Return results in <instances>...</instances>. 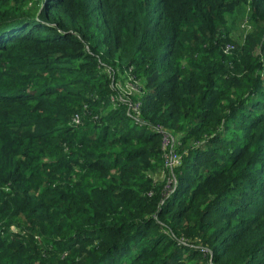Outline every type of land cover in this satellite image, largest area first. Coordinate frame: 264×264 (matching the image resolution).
Listing matches in <instances>:
<instances>
[{"label": "trees", "instance_id": "16d2710c", "mask_svg": "<svg viewBox=\"0 0 264 264\" xmlns=\"http://www.w3.org/2000/svg\"><path fill=\"white\" fill-rule=\"evenodd\" d=\"M0 264H264V0H0Z\"/></svg>", "mask_w": 264, "mask_h": 264}, {"label": "rangeland", "instance_id": "374dc122", "mask_svg": "<svg viewBox=\"0 0 264 264\" xmlns=\"http://www.w3.org/2000/svg\"><path fill=\"white\" fill-rule=\"evenodd\" d=\"M246 24H241L240 21H235L234 24L232 25V39L233 41L236 43V46H232V45H227L223 51L226 55H231L233 51H235L236 49H241L244 48L245 46V42L246 39L248 37V35L252 32L251 29L249 32L246 28ZM254 40V38H253ZM257 46L255 45L252 49V51L255 50ZM140 82L139 79L135 80L133 78H128L127 81H125L124 83L126 84L124 90L126 91V93H130L131 95H129V99H130V107L131 109H134L135 107V103L134 100H132L130 97L133 96V90L132 88L136 86V84H138ZM135 83V84H133ZM126 95L122 94L121 97L126 100L128 99V97L124 98ZM134 118L137 117V114L133 115ZM78 123V118L74 117L71 121L70 124H68L69 127L74 126ZM180 136V135H179ZM178 137V136H177ZM202 141H190L189 143H187L186 147L187 148H191L194 146H197L201 143ZM180 145L178 144V141H176V138H172L171 137H164L163 140V144H162V151H163V168L162 170H157L154 174H151V177H153V179H155L158 182H162V181H167V183H169V179L172 176H175L174 171L180 167L181 162H182V158L184 153H179V147Z\"/></svg>", "mask_w": 264, "mask_h": 264}, {"label": "built area", "instance_id": "2783aa9c", "mask_svg": "<svg viewBox=\"0 0 264 264\" xmlns=\"http://www.w3.org/2000/svg\"><path fill=\"white\" fill-rule=\"evenodd\" d=\"M127 78H129V77H127ZM127 101L130 102L129 99H127ZM129 106H130V105H129ZM135 106H137V105H135ZM130 108H131V107H130ZM132 110L135 111L134 113L137 114V117H138L139 115H138V111H136V107H134V109H132ZM137 117H136V118H137ZM76 118H77V117H76ZM78 123H79V119H78ZM169 183H170V182H169ZM169 183H168V184H169Z\"/></svg>", "mask_w": 264, "mask_h": 264}]
</instances>
